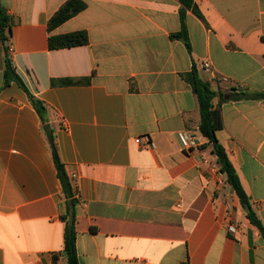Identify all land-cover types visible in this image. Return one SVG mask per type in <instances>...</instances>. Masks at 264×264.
Returning a JSON list of instances; mask_svg holds the SVG:
<instances>
[{"label":"crops","instance_id":"crops-1","mask_svg":"<svg viewBox=\"0 0 264 264\" xmlns=\"http://www.w3.org/2000/svg\"><path fill=\"white\" fill-rule=\"evenodd\" d=\"M66 1L0 0L22 84L3 85L0 42V264H67L49 133L76 200L78 264H264V237L219 173L181 77L194 68L215 93L216 139L264 226V0H193L202 20L184 11L189 50L171 38L178 0H81L48 29ZM80 31L86 44L48 49ZM66 78L82 83L51 85ZM180 131L199 147L184 151ZM143 135L151 148L133 142Z\"/></svg>","mask_w":264,"mask_h":264},{"label":"trees","instance_id":"trees-1","mask_svg":"<svg viewBox=\"0 0 264 264\" xmlns=\"http://www.w3.org/2000/svg\"><path fill=\"white\" fill-rule=\"evenodd\" d=\"M181 5L179 11L180 15V30L171 35V38L178 39L183 42L185 47L189 50V43L187 38V32L184 24V11L190 10L197 18L202 20V16L198 11L193 0H178ZM85 4L81 0H67L60 8L50 17L48 20V29H53L66 20L72 18L82 10H84ZM11 34V21L5 10L0 5V42L3 44V85H8L11 81L17 82L19 85L21 81L17 77L6 43L8 42ZM87 38L84 32H73L69 34H63L58 36H50L48 38V49H62L75 46H81L86 44ZM183 80L190 85L191 90L196 98L199 111V123L198 132L201 137L206 140V144L210 146V152L215 157V162L220 174L225 175V181L232 189L235 196L238 199L239 205L243 210L246 219L254 226L264 237V226L260 223L255 213L251 209L247 195L245 194L238 176L228 160L224 148L218 143L215 133L222 128V121L219 110L213 108L212 100L215 93L210 90L209 85L199 79L195 69L190 72L181 75ZM82 83L81 79H59L51 80L52 86H69ZM245 94L240 95H219V101L224 102L232 99L244 97ZM30 101L38 113L42 123L44 122V107L38 102L30 98ZM49 144L51 149L52 160L56 169L57 178L59 180L62 195L64 197V210L59 216V220L63 223V254L67 264H78L76 247H75V205L76 200L73 197L71 185L68 181L67 175L64 171V167L57 155L53 138L49 133ZM55 260V259H54Z\"/></svg>","mask_w":264,"mask_h":264},{"label":"built area","instance_id":"built-area-1","mask_svg":"<svg viewBox=\"0 0 264 264\" xmlns=\"http://www.w3.org/2000/svg\"><path fill=\"white\" fill-rule=\"evenodd\" d=\"M203 68L205 70L210 69V64L208 61L204 62ZM176 138L181 146V148L186 151L190 152L194 149H197L200 145L198 137H196L193 133H187L185 131H180L176 133ZM133 142L138 146V148L145 150L152 147L151 141L147 135L138 136L133 139ZM237 229L234 225L228 226V232H235Z\"/></svg>","mask_w":264,"mask_h":264}]
</instances>
